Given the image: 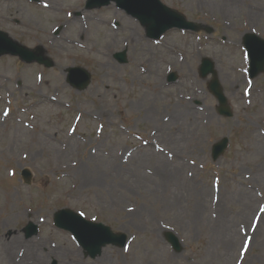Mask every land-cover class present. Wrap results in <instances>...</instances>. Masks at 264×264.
I'll return each mask as SVG.
<instances>
[{
  "label": "rangeland",
  "instance_id": "1",
  "mask_svg": "<svg viewBox=\"0 0 264 264\" xmlns=\"http://www.w3.org/2000/svg\"><path fill=\"white\" fill-rule=\"evenodd\" d=\"M86 1H0V31L51 63L0 55V235L47 241L51 255H42L44 264H264V72L249 78L242 45L244 34L264 39V0H237L243 4L231 10L220 0H159L197 30H169L158 40L114 3L87 9ZM110 5L111 13L105 10ZM255 5L259 13L252 15L247 6ZM101 49L108 58L97 54ZM118 52L126 53L125 64L115 60ZM204 58L214 65L231 118L217 113L207 88L211 76L199 75ZM75 67L90 74L85 90L67 82ZM235 68L243 80L231 90ZM172 73L177 78L169 82ZM156 78L166 86L164 102H174L168 94L181 92L184 79L197 81L204 95L194 103L207 109L178 121L168 111L130 110ZM49 96L62 105L36 106ZM102 105L111 109L101 113ZM70 133L77 144L65 165L79 162L63 179L51 171L49 143L36 146L32 136ZM224 137L229 145L213 161L211 147ZM96 144L101 154L118 158L116 171L102 164V174L93 175L96 161L77 170L98 155ZM125 151L130 154L122 157ZM176 160L184 166L172 170ZM22 170L31 173L28 185ZM61 209L125 234V247L107 245L96 258L85 257L72 235L54 226ZM29 224L37 232L27 237ZM166 232L178 238L180 252L165 241ZM0 264L11 263L0 256Z\"/></svg>",
  "mask_w": 264,
  "mask_h": 264
},
{
  "label": "water",
  "instance_id": "2",
  "mask_svg": "<svg viewBox=\"0 0 264 264\" xmlns=\"http://www.w3.org/2000/svg\"><path fill=\"white\" fill-rule=\"evenodd\" d=\"M110 2H115L120 9L137 18L146 27L147 36L151 39H158L170 29L196 30L193 23L187 22L181 15L161 4L159 0H88L86 8L101 7L108 5ZM243 46L249 58V76L253 79L264 72V40L255 34H245L243 36ZM3 54L19 56L28 63L37 62L46 67L51 66L49 60H45L41 56L15 44L4 33L0 32V55ZM114 58L120 64L126 63L125 52L116 53ZM213 67L214 65L210 60L203 59L199 67V74L202 78L208 75L212 77L207 87L219 104L218 114L226 118L232 117V112L226 104V99ZM176 78L175 74H170L168 81L174 82ZM68 83L77 90H84L90 83V75L81 68H70L68 69ZM228 142V139L224 137L212 146L211 158L213 161L224 153ZM21 177L25 184L30 183L31 173L28 170H22ZM53 221L58 229L69 232L85 251V256L91 259L99 256L102 249L107 245L123 248L127 242L125 234H115L109 227L101 223L86 221L82 216L67 209L57 211L54 214ZM25 232L26 236L30 237L36 233V227L29 224L25 228ZM164 238L173 251H181V244L175 235L166 232Z\"/></svg>",
  "mask_w": 264,
  "mask_h": 264
},
{
  "label": "bare ground",
  "instance_id": "3",
  "mask_svg": "<svg viewBox=\"0 0 264 264\" xmlns=\"http://www.w3.org/2000/svg\"><path fill=\"white\" fill-rule=\"evenodd\" d=\"M221 6L228 8V9H234L238 6L237 0H220ZM243 4V3H242ZM112 5L106 7L107 12H113ZM239 8V7H238ZM249 8L250 14L254 15V13H259V7L255 6H247ZM85 16V15H84ZM89 18L85 16L84 20H88ZM73 21H77L76 19H73ZM100 23H102L100 21ZM64 43L68 44H74V42L69 41L68 38L64 39ZM76 44V43H75ZM98 55L103 56L104 58H108L109 52L107 49H101V51H97ZM181 56H189L190 52H185L180 54ZM106 67L110 68L111 70L115 71V67L109 63L106 64ZM214 69V67H213ZM215 71V70H214ZM242 70L235 68V74L233 75V79L229 84V88L232 90L234 85L239 84L243 80ZM112 76V75H111ZM189 80L191 83L187 85L186 81ZM143 82V81H142ZM178 86L182 88L181 92H174L172 95L168 94L169 96L173 97V101H167L164 102L163 98V91L165 90V84L162 82L160 78H156L152 81L151 87H149L146 92H143L139 100L135 103H132L130 105V110L132 111H139L140 109H145V112H149L150 110H154L157 114L158 112H166L168 111L173 117V119L176 117L177 121L180 116L184 115H192L194 113H197L198 111H204L207 109L205 106H196L195 101L202 98L203 92L199 90V83L194 80L190 79H184L181 83H178ZM108 91L110 89L108 88ZM157 99H162L161 101L164 102H157ZM45 101V103H43ZM61 106L62 102L57 100L56 96H49L46 99H42L41 101L37 102L36 106ZM104 109H111L109 105H102L101 107V113L106 112ZM169 120V119H168ZM177 121L175 123H177ZM18 127L22 126V122L17 121L16 122ZM24 127V123H23ZM23 135V134H22ZM24 136H27L26 132L24 133ZM37 139V142L35 143L36 146H41L42 144L49 143V150L48 153L50 155V159L54 162L51 168L52 172L59 173L63 176V179L70 178V171L77 165V162L79 160H71L70 165L66 166L65 161L68 158H71L74 153V146H76L77 142L74 138V135L72 133L68 134L66 138H57L53 137L49 134H41V136H32ZM14 144V143H12ZM32 147V145H30ZM148 146L151 149H158L156 147L155 143H149ZM30 147V148H31ZM102 146L99 144H96L94 146V152L98 153V155L91 156L89 155L87 158L84 159V161L81 163V165L77 168L78 171L81 170L82 166H85L86 164H93L96 161L92 169L89 170V172L93 175H101V166L102 164L108 165L107 167L112 168L113 171H116V162L118 160L117 157H113L110 153L105 154L102 151ZM175 152H173L172 157L176 156L178 147H175ZM35 152V151H33ZM176 153V155H175ZM130 152H123L122 157L128 156ZM48 157V155H47ZM131 159L133 160L134 157L132 156ZM183 162V160H180ZM179 160H176V162H171L170 168L172 170L179 169L184 166L182 162ZM2 196L4 197L5 203H9L10 200H7V193H3ZM13 200V199H12ZM47 241H43L42 239H30V240H24L21 239L17 234H15L12 231H6L4 234L0 235V256H4L7 261H9L11 264H44L42 255H51V251L48 248ZM16 262V263H15Z\"/></svg>",
  "mask_w": 264,
  "mask_h": 264
},
{
  "label": "flooded vegetation",
  "instance_id": "4",
  "mask_svg": "<svg viewBox=\"0 0 264 264\" xmlns=\"http://www.w3.org/2000/svg\"><path fill=\"white\" fill-rule=\"evenodd\" d=\"M1 1V0H0ZM17 23V21H15Z\"/></svg>",
  "mask_w": 264,
  "mask_h": 264
},
{
  "label": "snow or ice",
  "instance_id": "5",
  "mask_svg": "<svg viewBox=\"0 0 264 264\" xmlns=\"http://www.w3.org/2000/svg\"><path fill=\"white\" fill-rule=\"evenodd\" d=\"M81 215H83V213H81Z\"/></svg>",
  "mask_w": 264,
  "mask_h": 264
}]
</instances>
